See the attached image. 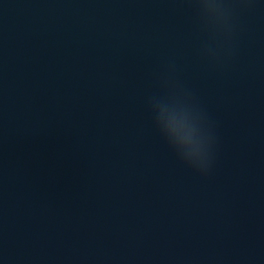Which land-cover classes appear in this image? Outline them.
Masks as SVG:
<instances>
[{"label":"water","instance_id":"obj_1","mask_svg":"<svg viewBox=\"0 0 264 264\" xmlns=\"http://www.w3.org/2000/svg\"><path fill=\"white\" fill-rule=\"evenodd\" d=\"M0 264H264V0H0Z\"/></svg>","mask_w":264,"mask_h":264}]
</instances>
